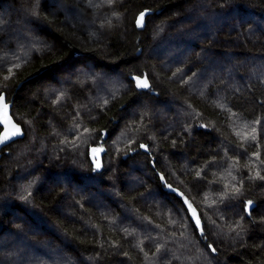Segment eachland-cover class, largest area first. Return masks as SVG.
Returning <instances> with one entry per match:
<instances>
[{
	"label": "trees",
	"instance_id": "1",
	"mask_svg": "<svg viewBox=\"0 0 264 264\" xmlns=\"http://www.w3.org/2000/svg\"><path fill=\"white\" fill-rule=\"evenodd\" d=\"M2 92L0 264H264V0H0Z\"/></svg>",
	"mask_w": 264,
	"mask_h": 264
},
{
	"label": "water",
	"instance_id": "2",
	"mask_svg": "<svg viewBox=\"0 0 264 264\" xmlns=\"http://www.w3.org/2000/svg\"><path fill=\"white\" fill-rule=\"evenodd\" d=\"M141 25V24H140ZM136 87L140 89L141 87H138L136 84ZM0 96L4 97L3 102H0V137H2L5 133H8L9 138L7 140H4L3 142H0V149L9 144L10 142L23 138L24 136V131L20 124H18L12 114H11V102H8L6 100L5 93L2 92ZM15 126V127H13ZM16 129H19L18 134L12 135L13 132L16 131ZM94 146L90 148V157L92 161L94 162V166L98 167L101 164L102 161V156L101 153L99 152H93Z\"/></svg>",
	"mask_w": 264,
	"mask_h": 264
},
{
	"label": "snow or ice",
	"instance_id": "3",
	"mask_svg": "<svg viewBox=\"0 0 264 264\" xmlns=\"http://www.w3.org/2000/svg\"><path fill=\"white\" fill-rule=\"evenodd\" d=\"M143 16L144 13H141L140 19L137 20V24L140 25L142 23L143 20ZM137 86L138 87H147V82L146 81H137ZM4 97L0 96V102H3ZM15 127V126H13ZM19 129H16L15 132L12 133V135H16L18 134ZM9 138L8 133H5L2 137H0V142H3L4 140H7ZM96 151H98L97 149H93V152L95 153ZM197 225H199V220L197 219Z\"/></svg>",
	"mask_w": 264,
	"mask_h": 264
},
{
	"label": "rangeland",
	"instance_id": "4",
	"mask_svg": "<svg viewBox=\"0 0 264 264\" xmlns=\"http://www.w3.org/2000/svg\"><path fill=\"white\" fill-rule=\"evenodd\" d=\"M98 151L97 152H99L100 153V151H101V149L100 148H96ZM20 261V258L19 257H17V256H15V257H8V258H6V262L7 263H10V262H14V261Z\"/></svg>",
	"mask_w": 264,
	"mask_h": 264
},
{
	"label": "flooded vegetation",
	"instance_id": "5",
	"mask_svg": "<svg viewBox=\"0 0 264 264\" xmlns=\"http://www.w3.org/2000/svg\"><path fill=\"white\" fill-rule=\"evenodd\" d=\"M0 129H1V127H0ZM3 148V147H2ZM2 148L0 149V156H1V150H2Z\"/></svg>",
	"mask_w": 264,
	"mask_h": 264
}]
</instances>
